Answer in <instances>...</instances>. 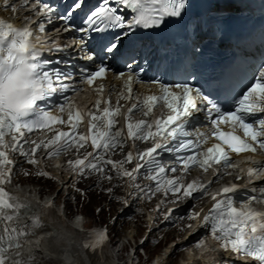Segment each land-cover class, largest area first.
Listing matches in <instances>:
<instances>
[{
	"label": "snow or ice",
	"instance_id": "snow-or-ice-1",
	"mask_svg": "<svg viewBox=\"0 0 264 264\" xmlns=\"http://www.w3.org/2000/svg\"><path fill=\"white\" fill-rule=\"evenodd\" d=\"M2 2L17 13V5L10 0ZM82 6L81 0H74L69 9L59 15V20L64 22V32L86 35L119 29L126 30L122 34L127 35L135 28H157L169 18H183L192 3L191 0H102L84 17L82 25L76 27L71 24L72 17ZM19 9L27 13L23 19L34 28H18L0 19V264H8L13 251L19 255L24 242L45 227L41 217L35 215L31 202H24L6 186L21 175L55 179L48 171L37 167L42 162L37 158L38 151L45 153L44 159H51L69 150L76 154L75 159L67 161L75 177L68 185L70 190L85 195L77 184L91 176L97 177V187L102 181L119 180L122 184L115 187L127 185L134 190L130 193L134 199H151L162 194L164 199L156 205V211L165 203L210 196L212 203L207 211H196L193 207L178 219L200 220L199 227L209 230L210 238L223 252L233 254L237 260L251 258L264 264V213L235 206L238 200L264 204V185L252 186L253 177L261 178L264 162L245 171L233 159L240 154L264 152V116L258 115L264 113V70L250 78L248 84L223 104L209 99L201 89L187 82L168 84L153 80L155 93L136 96L133 85L141 82L139 74L121 72L114 77L123 84L117 104L112 106L110 97L103 96L109 69L101 63L93 71L81 70V83L89 88L96 85L94 91L98 95L91 108L81 110L66 95L81 89L71 82L73 74L58 66L67 65L68 60H59L57 66H52L53 62L43 53L62 52L76 45L84 53L83 59L93 61L94 57L85 51V41L73 39L70 44L61 45L56 37L42 38L36 34L46 33L47 25L53 23L54 10L44 0H22ZM119 39L117 36L109 41L104 50L108 53L118 50ZM108 90L115 91V85H110ZM53 97L61 98L60 102L50 103ZM120 100L131 101V104L123 113V125L118 127L124 107ZM156 108L161 109L159 115L154 113ZM137 112L143 118L134 119ZM84 127L86 132L80 130ZM37 134H43L46 139H33ZM209 141L212 142L209 144ZM129 143L133 150L124 153ZM142 144L148 146L141 148ZM117 152L124 153L123 159L112 158ZM164 154H168L167 159ZM25 163L36 171L24 169ZM127 165L133 166L129 169ZM194 168L205 174L211 172L214 179L207 183L199 180L185 183V177ZM229 169L238 173L236 180L248 178L246 192L250 195L244 196L237 183L210 192L213 183L231 175ZM142 170L144 179L151 182L143 186L136 182ZM105 191L111 194L113 188ZM67 198L75 200L72 196ZM53 205L54 201H49L41 208ZM173 211L169 208L164 219H171ZM28 213H33L28 222L12 223ZM87 236L83 247L95 251L108 240V231L94 229ZM208 238L199 239L195 247H206ZM12 264L24 262L15 260Z\"/></svg>",
	"mask_w": 264,
	"mask_h": 264
},
{
	"label": "bare ground",
	"instance_id": "bare-ground-1",
	"mask_svg": "<svg viewBox=\"0 0 264 264\" xmlns=\"http://www.w3.org/2000/svg\"><path fill=\"white\" fill-rule=\"evenodd\" d=\"M10 3L17 5L18 7L20 4L19 1H15V0H10ZM19 11H20V9H19ZM19 11H17V12H19ZM5 13L10 14L11 10L6 8L3 5L2 0H0V14H5ZM107 83L109 84L110 82H107ZM111 83L117 84L115 82H111ZM197 126H199V125H197ZM28 167L31 168V170H32L31 172L36 171V169H33L32 166H28ZM127 167H129V165H127ZM49 170L51 173H53L56 176L57 180H53L54 183H52V185L54 186V188H57V190L61 193V202L64 203V205H63L64 207H63V211H62V208L60 206H58L57 209L55 211H53V213H51L48 209L42 210L41 207H39V209H36L35 215L41 217L45 227L40 230L39 238L34 239V240L40 241L39 244H37V242H36L35 245H38L39 247H41L43 249L44 252H47L46 256H47L48 252L53 253L54 254L53 261H56L59 264H125V263H127V259L124 262L123 261L120 262V259H123L125 255H123L122 251L118 254L115 251L116 249L112 250L113 247L110 246L112 244L111 243L112 241L107 240L106 243L102 247L97 248L95 251L90 250V249H85L83 247L84 241L86 239H88L87 234L90 233L92 230L90 228H88L89 227L88 225H86L87 219H86V221L82 222V220H77V219H75L73 221V218H72V217H76L78 214L75 212H72V210H71L72 209L71 199H68L67 197L72 196V194H73V191L69 189L68 185H69L71 179H73L75 177L72 176L70 169H68V171H64V170L57 171L56 169H49ZM30 179H32V180L35 179V176H31V178L29 177V180ZM94 179L97 180V177H95ZM138 180L139 179H137V181H136L137 183H138ZM38 181L40 182V180H38ZM15 182L17 183L16 179H15ZM30 182H32V181H30ZM42 183L45 184L44 182H42ZM46 183H49V181L47 180ZM142 183H139V184H141V186H143ZM33 184H35V183H33ZM94 184L96 185L97 182L95 181ZM105 184H106V182L102 181L100 186L104 187ZM117 184H122V182L119 180H113L110 184V187L113 186V192H114V190L118 189L119 192H121V194L123 196L120 201L123 202L124 200H127L128 203L125 204L123 202L122 206H120L119 209H116L114 213L117 214L119 211L122 212L126 208V210H125L126 212H124V213L125 214H128V213L131 214L132 211H130V210L132 209V207L138 205L137 203L139 202L140 199H134L130 195V193H132L134 190L129 188L127 185H122V190H121L120 187H115V185H117ZM30 191L36 192L37 189L34 188L33 191L30 189ZM39 191H43L45 193L48 192L46 190V188H44V187H41L39 189ZM113 192L111 193L112 196H114ZM16 194H18L21 198H24L25 200L29 199L28 197H24L20 193H16ZM51 201H54V204H56V205H60L58 200L56 199V196H54L53 199H51ZM144 204H149V203L144 202ZM149 206H152V204L151 205L149 204ZM46 210H48V212H46ZM62 212H63V214H65L67 216V218H69V220L67 218L64 219L62 217ZM149 214H150V220L147 221V223H148L149 228L151 226L153 227L152 231L155 230V227L157 225V224L155 225L156 222L161 223V227L164 225L170 224L169 220H165L164 215H161L162 213L160 214L161 216L159 215L161 217L160 218L161 220L157 221L156 215L154 216L152 213V208H151V211ZM32 215H33V213H28L27 215H22L17 220H19V224H23V223L28 222ZM153 216L155 218L154 222H152ZM139 217H141V215ZM70 219H71V221H70ZM17 220H14V221H17ZM80 222L82 223V226L84 228L82 230L81 229L80 230L75 229V226H73L72 223H74V225H76V226H79ZM173 226H174V224H173ZM177 228H179V230ZM142 230H143V228H142ZM184 231H186L185 227L183 228V233H184ZM175 232L177 234V235L175 234L176 238H174L170 241H169V239L166 238L164 240V242L162 243V244H165L166 242H168V244L170 243V245H168V244L165 245V246H167L166 251L173 249L171 251L170 255H173V253H177V255H178L176 257L177 260L175 262L172 263L170 260H168L169 262L167 264H184L185 262H187V264H203L201 261L208 262L210 260V258L214 257L213 253H216V249L214 248L211 240L206 241V247L199 248V250L197 252L190 251V250H188L186 252L185 250L180 249L181 244H180V242H178V239H180L182 236L180 225L175 226L172 230H169L168 234L170 235V234L175 233ZM134 236L135 235L131 232L130 237L132 238V240H134L133 239ZM30 243H32V240H30ZM135 243L138 244L137 241ZM173 243H175L174 246H172ZM171 247H173V248H171ZM123 249L125 250V248H123ZM35 250L36 249L34 246H32L30 248L29 245L27 244L26 246H24L20 250V254L18 256H19V258H21V257H23L22 255H25V254L32 255L33 253H35ZM194 253H195V258H199L200 261L196 260L197 261L196 262L195 260H192V258H194ZM15 255H17V252L13 251L11 253L10 258L12 259ZM215 255H217V257H218V248H217V253ZM122 256H123V258H122ZM161 256H163V255H161ZM217 257H216V261H217ZM43 258H44V256H43ZM136 259H137V257H136ZM15 260L16 259H14V261ZM39 260H38V264H39ZM129 260H130V257H129ZM9 262H8V264H9ZM206 262H204V263H206ZM44 264H46V263H44ZM158 264H160V263L158 262ZM165 264H166V262H165Z\"/></svg>",
	"mask_w": 264,
	"mask_h": 264
},
{
	"label": "rangeland",
	"instance_id": "rangeland-1",
	"mask_svg": "<svg viewBox=\"0 0 264 264\" xmlns=\"http://www.w3.org/2000/svg\"><path fill=\"white\" fill-rule=\"evenodd\" d=\"M25 166L28 167L27 165L24 164V169H27L30 172V170L28 169L29 167L26 168ZM21 177H22V184H26L28 187L34 186L36 188H41V187L46 188V190L49 193H52L53 196H56V199L58 200L59 204L63 206L64 203L61 202V193L57 190V188H54V186L52 185V183H54L53 180L46 179L43 177L39 178L36 176L35 179L33 180L32 179L29 180V177H25L22 175ZM38 180H40V182ZM47 180L49 181V183H46ZM95 181L98 182L97 180L94 179V177H89L87 179H83L80 183H78L79 184L77 185L79 186L78 188H80L82 191L85 192V195L83 196L77 194L76 192L74 193L73 191L72 197H75V200L71 199V207H72L71 210L72 212L78 214L77 219H82V220L84 219L83 221H86L87 219L86 225L90 227L96 225V226L108 228L111 236L113 237V240L111 242L112 244L110 245L113 247L112 250L116 249L115 251L118 254L122 251L123 255H125L124 258L122 256L123 259H120V262L122 261L124 262L127 259L130 252V247H129L130 244L136 241L141 242L143 236H145V239L142 244V247H139L136 250L137 259L135 260L138 261V259H140L139 264H141L142 262H143L142 264H150L151 258H153V256L162 255L167 249V246L165 245L168 244V242L162 244L164 240L167 238L170 241L176 238L175 236L176 232L170 235L168 234L169 230H172L175 227V225L173 226V224H169L161 227V224L155 223V225L156 224L157 225L155 227V230L152 231L151 227L149 228L147 223V221L150 220V216H149L150 207H148L147 204L144 205V203L142 202L143 200L139 202L138 207L134 206L130 210L134 212V214H129V213L125 214L124 212H126L125 211L126 208L122 212L119 211L117 214L114 213L115 210L119 209V207L122 206L123 204V202L120 201L123 197L121 192H119V190L116 189L113 192L114 196H112L107 191H105V189L110 187L111 183L105 181L106 184L104 187L101 186L97 187L94 184ZM42 182H44L45 184H43ZM33 183H35L36 185ZM120 189L122 190V186H120ZM98 208H102L103 211L98 213L96 211ZM137 211H143L146 213L142 214L141 217H139V215H137ZM157 220H158V215H157ZM131 232L135 235L133 237L134 240H132V238L130 237ZM123 248H125L126 251ZM46 253L47 252H40V255L36 256L37 260L35 262L38 263V260L40 259L39 264H44V263L59 264L56 261H53V256H54L53 253L48 252L47 254L48 257L46 256ZM43 256L45 259L43 258ZM177 256H178L177 253H173V255H170L168 259H164L163 264H165V262L167 264L169 262L168 260H170L172 263L175 262L177 260L176 258ZM42 261L45 262L43 263Z\"/></svg>",
	"mask_w": 264,
	"mask_h": 264
}]
</instances>
